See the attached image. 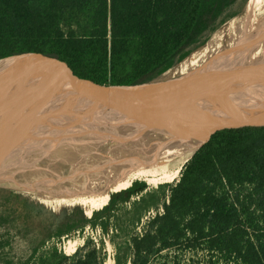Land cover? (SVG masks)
Here are the masks:
<instances>
[{"label":"trees","instance_id":"1","mask_svg":"<svg viewBox=\"0 0 264 264\" xmlns=\"http://www.w3.org/2000/svg\"><path fill=\"white\" fill-rule=\"evenodd\" d=\"M249 1L0 0V63L34 54L66 63L80 78L111 71L143 84L182 64ZM131 209L128 223L143 231L128 233L118 249L130 256L116 264H170L163 253L182 250L209 257L174 264H264V127L216 133L178 183ZM86 245L73 258L53 248L31 264H105Z\"/></svg>","mask_w":264,"mask_h":264},{"label":"water","instance_id":"2","mask_svg":"<svg viewBox=\"0 0 264 264\" xmlns=\"http://www.w3.org/2000/svg\"><path fill=\"white\" fill-rule=\"evenodd\" d=\"M40 57L62 64L75 82L86 83L60 94L58 103L41 116L22 119L0 135V226L34 203L58 197L56 192L69 183L61 181V190L56 189V175L80 161L93 134L114 125L179 128L193 134L204 129L207 137L201 147L218 132L264 127V121L229 122L245 114L246 98L264 93V1L248 10L229 37L143 84L132 85L111 71L80 78L66 63ZM222 119L226 127L218 126Z\"/></svg>","mask_w":264,"mask_h":264},{"label":"bare ground","instance_id":"3","mask_svg":"<svg viewBox=\"0 0 264 264\" xmlns=\"http://www.w3.org/2000/svg\"><path fill=\"white\" fill-rule=\"evenodd\" d=\"M262 1L264 0H258L254 5L259 4V7ZM31 78L34 80L31 90H36V93H24L22 85L27 84ZM85 83L86 80L75 82L65 66L50 59L38 57L29 61L25 57H14L0 63V135L22 119L41 116L42 112L52 109L58 103V97L65 95L67 90L76 89ZM260 84H264V81ZM14 97L18 100L9 105V101L14 100ZM39 102L42 103L41 106ZM239 104H242L241 101ZM242 105L246 108L243 110L245 114H239L229 122L264 121V93L260 98H246ZM235 107L236 110L239 109L237 104ZM248 116L252 117L247 118ZM226 124L228 122L222 119L218 126L226 127ZM110 132V129H106L93 134L86 146L93 148L85 151L88 154L86 161H77L79 164L74 170L65 168L60 174L64 180L57 178L56 186L53 185L56 189L61 190L62 182L69 183L66 189L56 192L61 198L58 202L70 201L82 205L85 211L91 213L109 199L114 188L129 185L140 179L157 182L176 178L192 152L202 146L207 137L204 129L198 130L197 134L179 128L117 129ZM135 133L149 137L141 138ZM171 168L175 170L171 172Z\"/></svg>","mask_w":264,"mask_h":264},{"label":"rangeland","instance_id":"4","mask_svg":"<svg viewBox=\"0 0 264 264\" xmlns=\"http://www.w3.org/2000/svg\"><path fill=\"white\" fill-rule=\"evenodd\" d=\"M257 2L258 0H250L246 6H242L243 13L223 25L203 47L218 43L229 37L237 28L236 26L246 17L248 10L258 7L259 4L254 5V3ZM239 6H241V4ZM200 49L194 52L188 59L195 56ZM19 57H25L26 60L30 61L40 56L26 54ZM33 78L29 79L27 84L22 85L24 93L32 91ZM13 99L14 100L11 99L9 101V105L12 101L15 103V101L18 100L15 97ZM117 129L122 130L121 126H116L110 130L113 132ZM135 135L141 138L149 137L136 133ZM200 147L201 145L192 152L185 165ZM106 148L107 143L105 145V151ZM92 149L91 146L84 148L80 161H78L84 163L88 158V154L85 151H90ZM95 152L101 155L100 152L96 150ZM79 162H75V166L72 165L70 168L73 170L76 169ZM184 166L181 169L180 175L173 179H165L157 182H148L145 179H140L135 180L129 185L112 189L109 199L104 204L99 205L91 213L85 211L82 205L73 204L70 201H66V203L58 202V200L61 199L59 196H51L34 203L27 208V211L15 218L10 226L0 231V242L3 240L7 242L5 245L6 247L3 248L4 250L0 252V264H31L33 256L37 258L43 253L50 252L53 248H57L66 256L73 258L79 248L82 250V253L88 250L87 245L84 247L85 243H89V248L97 249L100 258L104 259L105 264H116V258H118V256H120L121 259L128 258L130 253L124 248L119 250V246L124 247L128 233L132 234L134 231L141 233L143 231L142 226L135 228L131 223H128L131 215H127V213L132 211V204L136 200L141 199L144 195L159 190L162 186H172L178 183L182 176ZM174 170L175 168H171L170 171L173 172ZM57 178L58 176H56V179ZM59 178L64 180L63 176ZM124 189H128V191L116 195ZM106 206L108 207L104 209ZM160 211L162 212L161 209ZM155 214L156 211H151L147 214L144 221L152 218ZM83 217L90 222L94 221L95 225L84 221ZM103 226L106 227L105 230ZM69 230H71L70 233L66 234L65 232ZM114 244H116L117 247H115ZM162 256V259L168 258L170 264H174L175 261L188 263L192 259L201 261L207 260L209 254L206 252L182 250L179 252H165ZM128 261H130V258Z\"/></svg>","mask_w":264,"mask_h":264},{"label":"flooded vegetation","instance_id":"5","mask_svg":"<svg viewBox=\"0 0 264 264\" xmlns=\"http://www.w3.org/2000/svg\"><path fill=\"white\" fill-rule=\"evenodd\" d=\"M29 208V207H28ZM25 211H27V209H25L24 211H22L21 213L17 214L16 216H14L13 218L9 219L8 221H6L5 223H3L0 226V229L2 228H6L8 226H10V224L12 223L13 220H15V218H17L20 214L24 213Z\"/></svg>","mask_w":264,"mask_h":264}]
</instances>
